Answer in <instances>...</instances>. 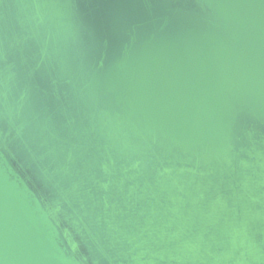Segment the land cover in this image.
I'll use <instances>...</instances> for the list:
<instances>
[{
  "label": "water",
  "instance_id": "obj_1",
  "mask_svg": "<svg viewBox=\"0 0 264 264\" xmlns=\"http://www.w3.org/2000/svg\"><path fill=\"white\" fill-rule=\"evenodd\" d=\"M0 264H264V0H0Z\"/></svg>",
  "mask_w": 264,
  "mask_h": 264
}]
</instances>
